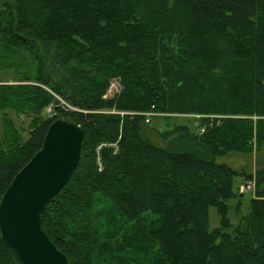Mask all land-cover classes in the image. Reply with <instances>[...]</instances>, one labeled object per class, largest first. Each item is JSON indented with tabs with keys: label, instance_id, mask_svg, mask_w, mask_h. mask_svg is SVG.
<instances>
[{
	"label": "trees",
	"instance_id": "16d2710c",
	"mask_svg": "<svg viewBox=\"0 0 264 264\" xmlns=\"http://www.w3.org/2000/svg\"><path fill=\"white\" fill-rule=\"evenodd\" d=\"M0 71L14 83H0V197L54 120L84 133L78 168L40 214L69 264H264V169L233 226L252 175L217 162L264 145V0H0ZM10 111L31 119L25 137ZM147 112L165 115L163 147L131 114ZM170 115L198 116L195 131ZM0 264H20L1 240Z\"/></svg>",
	"mask_w": 264,
	"mask_h": 264
},
{
	"label": "water",
	"instance_id": "95a60500",
	"mask_svg": "<svg viewBox=\"0 0 264 264\" xmlns=\"http://www.w3.org/2000/svg\"><path fill=\"white\" fill-rule=\"evenodd\" d=\"M84 133L58 118L41 148L16 173L0 197V240L20 264H69L41 228L40 214L67 184L82 159Z\"/></svg>",
	"mask_w": 264,
	"mask_h": 264
},
{
	"label": "rangeland",
	"instance_id": "374dc122",
	"mask_svg": "<svg viewBox=\"0 0 264 264\" xmlns=\"http://www.w3.org/2000/svg\"><path fill=\"white\" fill-rule=\"evenodd\" d=\"M7 60H11L10 57H4ZM13 63V60H11L8 64ZM20 73L24 72V69H20L19 70ZM59 70L57 69H51L49 68V74L51 76L52 81H57L59 78ZM0 83L2 84H14L13 82H11V73L10 72H6V71H0ZM121 90L120 84H119V80L117 79H112L110 80V84L109 87L105 93L104 99L110 100L113 99L114 97H116L119 94V91ZM264 95V94H263ZM58 99V107L60 109H62V104L61 103H65L66 105H68V108L63 106L65 109H67L68 111H78V109L70 106L68 103H66L65 101H63L61 98H57ZM50 106V105H49ZM49 106H47L44 111H42L43 115L45 117L48 118H53L56 117L58 115V112H48V108ZM103 112H107V113H114V114H119V115H124L123 112H119V111H114V109L111 110H106ZM8 114V116L10 117V119L12 120V123L16 126V128L19 129V131L22 133V135L25 137V135L28 134V127L30 125V121L31 119L26 117L25 115H18L15 114L14 112H6ZM4 112L0 111V136H2L3 134V122H2V117H3ZM134 114V113H131ZM165 115L163 114H157L155 117H153V119L150 120L148 127H144L143 131L144 133L151 139V141L158 147H163L165 145V140L162 139V137L160 136L161 133L168 131V128L164 126V122L161 120L162 117H164ZM171 116V115H170ZM173 118V120L170 122L171 124H176V125H188L190 127V129L193 131H195V127H196V122H193L192 120L195 117L198 116H194V115H173L171 116ZM253 119L255 121L256 116H252ZM260 119V118H259ZM264 119V117L262 118ZM201 133V132H200ZM99 148L98 147L96 149V161H97V165L100 169L101 164H100V159H99ZM256 146L255 144L253 145L252 148V152L251 153H231L228 154L227 156L224 157H220L217 159V162L220 163L225 162L228 163L230 165L231 168H233L234 170L238 171V172H243L246 174H250L252 175V179L249 181H254L255 184V180H254V174L255 172L264 169V145L261 146L260 150H256L255 149ZM243 184V182L241 183ZM256 196V188L255 186L246 194H243V198L240 199L241 201V205H236L237 202H232L231 204V208L229 210V214H228V218H229V223H231L233 226L236 225H240L241 221L244 219V216H246L247 214V206H248V199L254 198ZM230 206V204H229ZM209 218H210V228H216L219 226V222H220V217L217 215V213L215 212L214 209H210L209 212Z\"/></svg>",
	"mask_w": 264,
	"mask_h": 264
},
{
	"label": "built area",
	"instance_id": "2783aa9c",
	"mask_svg": "<svg viewBox=\"0 0 264 264\" xmlns=\"http://www.w3.org/2000/svg\"><path fill=\"white\" fill-rule=\"evenodd\" d=\"M62 104V109L64 110H67L65 109L63 106L67 107L68 108V105H66L65 103H61ZM55 112L54 111V107L53 105H50L49 108H48V112ZM133 115H140V116H144L145 118V123H149L151 118L156 116L157 114L156 113H153V112H147V113H134ZM201 133L204 132V128H201L200 131ZM254 181H247L246 183H243V184H240L238 186V193L239 194H246L247 192H249L253 187H254Z\"/></svg>",
	"mask_w": 264,
	"mask_h": 264
},
{
	"label": "crops",
	"instance_id": "0c3cea01",
	"mask_svg": "<svg viewBox=\"0 0 264 264\" xmlns=\"http://www.w3.org/2000/svg\"><path fill=\"white\" fill-rule=\"evenodd\" d=\"M220 164H226V165H230V164H228V163H225V162H222V161L220 162ZM229 167H230V166H229Z\"/></svg>",
	"mask_w": 264,
	"mask_h": 264
}]
</instances>
